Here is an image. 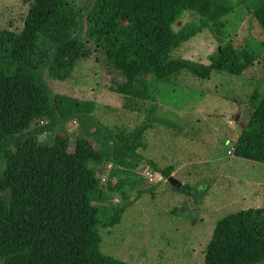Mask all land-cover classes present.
<instances>
[{
  "label": "trees",
  "instance_id": "trees-1",
  "mask_svg": "<svg viewBox=\"0 0 264 264\" xmlns=\"http://www.w3.org/2000/svg\"><path fill=\"white\" fill-rule=\"evenodd\" d=\"M23 1L21 29H0V264H131L99 249L98 230L117 225L143 194L154 197L156 183L137 170L144 131L180 130L157 110H178L189 100L177 83L181 70L199 78L214 70L239 76L253 65L264 51V0H86L82 8L75 0ZM239 5L262 39L242 47L219 41L206 63L172 56L203 30L222 36L223 17ZM187 11L195 16L173 29ZM91 48L113 72L106 88L121 96V107L143 113L139 126H104L92 116L91 99L50 92L44 76L65 81ZM248 104L231 153L264 164L263 83L254 84ZM69 120L77 133L69 162L60 165ZM93 129L102 131L101 140H93ZM102 162L109 164L103 181L90 165ZM147 164L164 178L172 171ZM202 253L203 264H264V207L219 217Z\"/></svg>",
  "mask_w": 264,
  "mask_h": 264
},
{
  "label": "rangeland",
  "instance_id": "rangeland-1",
  "mask_svg": "<svg viewBox=\"0 0 264 264\" xmlns=\"http://www.w3.org/2000/svg\"><path fill=\"white\" fill-rule=\"evenodd\" d=\"M85 1L75 3L82 8ZM27 9L23 0H0V29L19 31ZM194 16L193 12H185L173 29ZM223 21L222 36L203 30L183 42L172 56L206 63L219 41L229 40L242 47L263 38L258 24L242 5L225 15ZM112 76L102 54L91 48L65 81H52L47 76L44 81L51 93L91 99L92 116L98 123L133 129L142 123L144 115L121 107V96L106 88ZM257 82L264 84V51L239 76L214 70L208 77L199 78L186 69L180 71L177 83L189 100L178 110L165 106L157 110V114L165 111L180 130L149 127L143 133L144 146L138 149L142 161L137 170L146 181L156 183L154 197L143 194L126 208L117 225L99 228V249L103 253L131 264H203L204 245L219 217L237 209L264 207V164L231 153L234 140L250 116L248 98ZM63 132L70 134V140L68 150L56 158L60 165L70 160L76 122L69 120ZM92 137L99 141L103 133L93 129ZM149 160L159 168L171 166V178L152 172ZM90 165L103 181L109 164ZM117 178L112 176L111 180L116 182ZM173 207L176 211L171 214ZM181 207L183 214L179 212Z\"/></svg>",
  "mask_w": 264,
  "mask_h": 264
},
{
  "label": "crops",
  "instance_id": "crops-1",
  "mask_svg": "<svg viewBox=\"0 0 264 264\" xmlns=\"http://www.w3.org/2000/svg\"><path fill=\"white\" fill-rule=\"evenodd\" d=\"M247 183H250L251 185L254 184L253 182L247 181Z\"/></svg>",
  "mask_w": 264,
  "mask_h": 264
},
{
  "label": "water",
  "instance_id": "water-1",
  "mask_svg": "<svg viewBox=\"0 0 264 264\" xmlns=\"http://www.w3.org/2000/svg\"><path fill=\"white\" fill-rule=\"evenodd\" d=\"M170 178H171V176L168 177V179H170Z\"/></svg>",
  "mask_w": 264,
  "mask_h": 264
}]
</instances>
